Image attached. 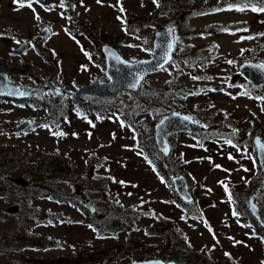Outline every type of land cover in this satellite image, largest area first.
Segmentation results:
<instances>
[{"label": "rangeland", "instance_id": "374dc122", "mask_svg": "<svg viewBox=\"0 0 264 264\" xmlns=\"http://www.w3.org/2000/svg\"><path fill=\"white\" fill-rule=\"evenodd\" d=\"M232 1L189 0L177 9L168 0H158L159 6L153 0H64L66 7H60L61 0H40L32 8L0 0V67L16 83L35 86L34 76L40 75L65 89L61 96L51 93L45 104L0 100L1 172L23 188L21 193L0 192V205H25L39 213L23 217L6 210L0 216V264H47L93 248L105 258L92 264H127L159 257L172 245L168 240L176 232L182 249L189 250L181 263L208 259L210 264H264V234L243 214L244 206L231 191V186L245 189L264 211V192L256 190L264 183V173L252 140L259 133L264 141V101L254 98L264 96V85L251 87L247 74L239 72L245 59L264 64V35H259L264 33V12L250 7L237 11L240 6ZM216 8L223 10L212 11ZM156 22L174 27L173 58L148 73L136 92L86 96L90 103L85 106L68 96L84 83L108 80L100 50L104 42L116 46L127 59L149 57ZM44 25L49 27L46 37L40 33ZM226 26L234 28L222 31L220 27ZM83 28L91 30L89 36ZM185 28L192 32H181ZM19 39L29 42L23 54L12 52ZM245 90L251 96L239 95ZM96 98L106 103L104 109L92 108ZM53 103L65 108V116L51 127L45 118ZM171 107L194 115L205 130L226 133L202 142L192 132L170 133L172 149L161 160L163 155L158 150L156 156L147 152L144 142ZM22 118H31L32 124L17 132L14 128ZM229 139L231 144L226 143ZM41 152L48 158L68 154L73 177L31 189L25 175L41 178L35 170L44 157ZM161 161L174 168L171 175H186L195 208L187 211L181 205L174 187L156 168ZM220 182L227 184L231 200ZM77 185L82 186L80 194ZM54 187L66 194L65 200L50 197L49 189ZM85 198L95 204L97 218L115 207L138 210L139 216L119 232L98 229L87 223L81 204ZM158 217L175 223L171 234L148 233ZM10 240L19 244L10 245Z\"/></svg>", "mask_w": 264, "mask_h": 264}, {"label": "water", "instance_id": "95a60500", "mask_svg": "<svg viewBox=\"0 0 264 264\" xmlns=\"http://www.w3.org/2000/svg\"><path fill=\"white\" fill-rule=\"evenodd\" d=\"M171 29V33H169ZM49 32L48 25H44L40 33L42 37H46ZM20 44L12 48L15 54H23L29 48V42L19 39ZM171 43L170 49H165L162 45ZM101 53L105 61V73L108 77L107 81L87 82L78 86L75 90L68 93V96L75 101L83 103L87 100L86 96H94L98 98L117 97L123 91L136 92L143 81L144 77L155 70H158L173 58L175 50V32L171 24L157 28L152 37V52L149 57H140L130 60L124 57L118 48L109 42H104L100 47ZM144 62V63H141ZM263 64L258 60L245 59L239 65V72L247 74L248 83L251 87H260L264 85V70H259L252 65ZM35 86H28L16 83L11 80L8 71L0 67V95L12 98L14 100H44L51 93L61 96L65 93V89L51 78L35 75ZM135 85L133 87L132 85ZM188 117L189 119H185ZM163 122V123H161ZM32 123L31 118H22L14 128L15 131H23ZM204 126L202 123L193 118L189 113L178 110L174 107L169 112L162 115L153 126L154 142L157 150L165 157L170 155L172 146L168 135L173 132H201ZM256 138L264 143L261 135L256 133L253 136V144L255 147L256 157L261 170L264 173V159H262L256 150ZM165 148L167 151L165 152ZM172 184L179 197L184 202H191L193 194L189 187L188 178L184 173L172 175ZM77 192L82 193V186L77 185ZM258 192H264V183L257 186ZM82 206L89 212L96 211V206L90 198H85L81 202ZM248 207L255 218L258 220L264 230V211L254 195L248 197ZM8 211L13 212L16 205H11ZM127 264H180L175 259H164L162 257H149L141 259H133Z\"/></svg>", "mask_w": 264, "mask_h": 264}, {"label": "trees", "instance_id": "16d2710c", "mask_svg": "<svg viewBox=\"0 0 264 264\" xmlns=\"http://www.w3.org/2000/svg\"><path fill=\"white\" fill-rule=\"evenodd\" d=\"M188 2L189 0H168V3H170V6L173 8H177V9L184 8L185 6H187ZM232 2L236 4V0ZM238 6L244 7L243 5H238ZM255 6L260 7L261 5L257 4ZM248 7L251 8L252 6L249 5ZM156 25H157V28H160L163 26V24L160 22H156ZM220 28H234V26H231V27L226 26V27H220ZM83 30L85 32V35L89 36V33L91 30L89 28H86V30L83 28ZM181 32L189 33V32H192V29L185 28L181 30ZM29 101L35 104L47 103L46 99L44 100L33 99ZM88 102L90 103V100L85 103L79 102V104L81 106L83 105L85 106V104ZM105 105L106 103L102 99L96 98V100L92 101V108L95 110L104 109ZM48 109H49L48 115L45 118V120L49 122L47 125L51 127H53L54 125L56 126L59 123L60 119L63 116H65V108L58 109L53 103L49 105ZM129 121H130L129 123L132 125V121L131 120ZM257 131H259V127H257ZM215 134L216 136H220V132H217ZM211 135L212 134H202V133L200 134L199 133L196 136L202 142L203 140H205V138H211ZM147 139L148 140L144 142L146 143L147 152H152V154L156 156L158 151H157V148L154 142L153 135L152 134L149 135ZM140 141L142 142V139H140ZM39 155H41L42 157L44 156V157L37 162V166L35 167V170L37 174L41 176V178L39 180L36 178H33L29 173L25 175L26 177L25 180L26 179L30 180L29 186L31 187V189H34L35 187L46 186V183L52 180H65L67 178L73 177L74 170L72 168L71 160L68 154L64 153V154L57 155L52 158H48L47 156H45L43 152H41V154ZM164 159H166V157L162 156L161 160H164ZM160 165H158V167L156 166L157 170L162 175V177H165L168 183L171 186H173L171 174L174 168L173 167L167 168L166 166H164L162 161L160 162ZM258 167H260L259 164H258ZM1 170L2 169L0 168V192L2 193L20 192L21 193L23 188L22 187L20 188L19 185L15 183L14 180L10 178L9 175L7 174L4 175L1 172ZM83 180L84 179H82L81 182H83ZM231 191L237 203L244 206L245 209L243 211V214L245 213V215L248 216L250 222L255 225L257 230L259 232H262V234H264V230L262 226L260 225V223L258 222V220L255 218V216L252 214V212L250 211L248 207V197L250 194H248L245 189L239 190V189H235L232 186H231ZM49 192H50V197L52 198H55L57 200L66 199L65 198L66 194H64L62 191H60L56 187H54L53 190L49 189ZM175 195L177 196V198H179V195L177 194V192H175ZM180 203L187 211H190L192 210V208H195L193 206L194 205L193 200L190 203H185L180 199ZM260 206L262 207L261 204ZM83 210L88 215L87 223L89 222L88 224H90L92 227H96L98 229H102L106 231H113V232H119V231L124 230L125 228L128 227V225L133 223L139 216V211L132 209V208H116L115 207V208H112L110 211H108L106 215L101 216L100 218L96 217V214H95L96 211L91 213L85 208ZM19 213L20 215H23V217L27 215H30L32 217H38V214H39L37 211H35V209L27 208V206L25 205L20 206ZM170 220L171 219L158 217L157 220L153 221L151 226L148 228V233H151L153 235L171 234L173 232V227L175 223H173ZM178 234L179 233L176 232L169 238L168 242L172 241L173 242L172 245H170L166 250H163V251L161 250L159 252V257H162L164 259H169V258L175 259L180 264H189L187 260H185V263H181L185 259V255L188 254L189 250L187 248L182 249V246L178 242L179 240ZM137 240H140V238H137ZM10 241L12 242L10 245L19 244L15 240H10ZM133 243L135 244V242H130L127 244L134 245ZM183 251H185V253H183ZM147 253L148 251H146L145 254ZM198 256L199 255H196L195 258ZM144 257H147V255H145ZM101 258H105V255L102 253V251L95 250L93 248L91 250H87V249L80 250L76 252L74 255H72V257L59 256L55 258L54 260L49 261L47 264H88V263L92 264V263L97 262ZM200 261H201L200 264H210V261L208 259H201ZM36 264L38 263L36 262Z\"/></svg>", "mask_w": 264, "mask_h": 264}, {"label": "snow or ice", "instance_id": "6c2138e0", "mask_svg": "<svg viewBox=\"0 0 264 264\" xmlns=\"http://www.w3.org/2000/svg\"><path fill=\"white\" fill-rule=\"evenodd\" d=\"M40 2V0H14V3H18L20 7H29V8H32L33 7V4L36 3L38 4ZM97 2L99 3L100 0H97ZM154 3L157 4V6H159V2L158 0H153ZM261 5L260 7H256L255 5ZM236 5H243L244 7H236V10L237 11H244L247 9V7L249 5H251V10L254 11V12H264V0H236ZM67 5L64 3V0H61V4H60V7H66ZM71 7H75V5H71ZM233 7L232 4H229V10ZM47 10H51V8H48ZM223 9H220V8H216V9H213L212 11H221ZM33 11H35L33 9ZM121 11H124L123 7L121 6ZM201 14H206V13H201ZM61 15L63 16V13H61ZM37 20L39 19V15L36 14V17H35ZM68 19H71V17H68ZM117 19H121L122 23H126V21H124L121 17H117ZM125 31H127V29L125 28L124 29ZM222 31H229L228 28H221ZM239 30V29H237ZM171 29H169V33H171ZM259 35H264V33L262 34H259ZM252 37H248V39H251ZM17 44H20L21 41H16ZM162 47H165V49H170L172 47V44L171 43H166L165 45H162ZM218 47V46H217ZM83 51V49H82ZM87 55V53H86ZM141 63H144V62H141ZM227 63L229 64H232L234 63V61H227ZM252 67L256 68V69H259V70H264V64H256V65H252ZM84 68V66H82V69ZM194 80H199V79H212L211 77H193ZM133 87H135V85L133 84L132 85ZM241 87H243V85H241ZM204 91L203 89L199 90L198 92H194V93H190V95H198L200 92ZM213 91H215V89H213ZM239 95H243V96H251V92L250 90H245L241 93H239ZM255 99L257 100H261V101H264V96H256L254 97ZM233 99H235V97H233ZM262 111H264V107H262ZM185 119H189L188 117H185ZM163 123V122H161ZM94 126V125H93ZM44 127H47V125H44ZM238 131V130H236ZM54 135H65L64 133H53ZM75 135V134H74ZM91 135V134H89ZM226 143L228 144H231L232 141L229 139L226 141ZM255 144H256V150L257 152L259 153L260 157L262 159H264V143H262L260 141L259 138H256V141H255ZM165 152L167 151V148L164 149ZM233 157L231 155H229V159H232ZM251 158V157H250ZM254 162H255V158H253ZM216 167H221L219 165H217ZM247 170V169H246ZM121 183H124L123 181ZM224 187H225V191L227 192L228 194V198L229 200H231V192L228 191V186L227 184H224V182H220ZM233 215H238V213H236L235 211L233 212ZM248 225H246L247 227ZM91 227V226H89ZM231 239V238H230ZM237 243H240V242H237ZM226 255H229L226 253Z\"/></svg>", "mask_w": 264, "mask_h": 264}, {"label": "flooded vegetation", "instance_id": "af4514ba", "mask_svg": "<svg viewBox=\"0 0 264 264\" xmlns=\"http://www.w3.org/2000/svg\"><path fill=\"white\" fill-rule=\"evenodd\" d=\"M0 100H6V96H1L0 95ZM31 100H33V99H31ZM88 100H86L85 102H87ZM85 102H83V103H85ZM190 114V113H189ZM193 118H195V116L194 115H192V114H190ZM196 119V118H195ZM197 120V119H196ZM198 121V120H197ZM200 122V121H199ZM201 123V122H200ZM203 124V123H202ZM203 126H204V124H203ZM186 132H191V131H186ZM217 132H220V133H222V134H225L226 132H225V130H222V129H219V130H214V131H208V130H205V126H204V128H203V130L201 131V132H192V133H194V134H212L211 135V138H205V140H211V139H214V138H216V137H219V136H216V134L215 133H217ZM173 133H178V132H173ZM226 136H229V134L227 133L226 134ZM252 140H253V138H252ZM172 177V176H171ZM189 187H190V185H189ZM6 194V193H5ZM180 198V197H179ZM181 199V198H180ZM182 200V199H181ZM183 201V200H182ZM184 202V201H183ZM185 203H190V202H185ZM15 205V204H14ZM9 206H11V205H9ZM9 206H7L6 207V203H4L3 205H0V216L4 213V212H6V210L8 211V207ZM19 210H20V207H19V205H16V209L13 211V212H19ZM9 212H11V211H9ZM5 249H6V242H5Z\"/></svg>", "mask_w": 264, "mask_h": 264}]
</instances>
